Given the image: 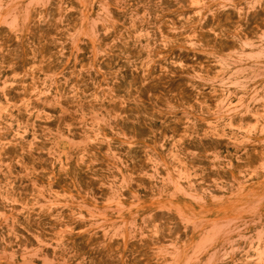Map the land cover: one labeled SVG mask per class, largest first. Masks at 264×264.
Returning a JSON list of instances; mask_svg holds the SVG:
<instances>
[{"label": "rangeland", "instance_id": "374dc122", "mask_svg": "<svg viewBox=\"0 0 264 264\" xmlns=\"http://www.w3.org/2000/svg\"><path fill=\"white\" fill-rule=\"evenodd\" d=\"M0 264H264V0H0Z\"/></svg>", "mask_w": 264, "mask_h": 264}]
</instances>
